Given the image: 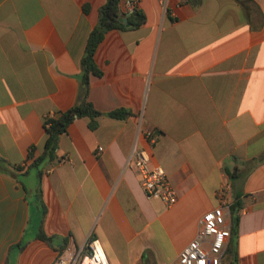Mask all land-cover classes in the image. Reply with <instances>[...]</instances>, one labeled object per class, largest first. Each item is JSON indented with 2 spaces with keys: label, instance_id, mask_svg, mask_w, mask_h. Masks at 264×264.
Returning a JSON list of instances; mask_svg holds the SVG:
<instances>
[{
  "label": "crops",
  "instance_id": "1",
  "mask_svg": "<svg viewBox=\"0 0 264 264\" xmlns=\"http://www.w3.org/2000/svg\"><path fill=\"white\" fill-rule=\"evenodd\" d=\"M129 1L145 22L97 46L96 127L76 118L38 175L28 154L43 151L44 119L81 101L105 0H0V264H51L91 237L110 264H179L218 204L230 229L220 264H264V161L252 162L264 154V0H120L122 11ZM119 108L129 115H107ZM134 149L164 168L174 205L145 195Z\"/></svg>",
  "mask_w": 264,
  "mask_h": 264
},
{
  "label": "built area",
  "instance_id": "2",
  "mask_svg": "<svg viewBox=\"0 0 264 264\" xmlns=\"http://www.w3.org/2000/svg\"><path fill=\"white\" fill-rule=\"evenodd\" d=\"M166 8L167 0H157ZM130 10L133 2H127ZM147 135H150L147 133ZM101 150V147L98 148ZM133 167L141 187L148 198L160 200L165 207H171L177 201V194L160 165H150V156L146 149H134ZM223 191L221 190V193ZM198 230L188 244L178 254L179 264H220L230 229L225 224V212L218 204L202 214L198 221ZM51 264H110L103 247L96 237L87 240L84 251L75 252L66 249Z\"/></svg>",
  "mask_w": 264,
  "mask_h": 264
},
{
  "label": "trees",
  "instance_id": "3",
  "mask_svg": "<svg viewBox=\"0 0 264 264\" xmlns=\"http://www.w3.org/2000/svg\"><path fill=\"white\" fill-rule=\"evenodd\" d=\"M126 18V23L119 21V17ZM145 22V15L141 10L134 8L131 11H122L120 8V0H105L103 5L100 6L98 11V19L96 25L89 32L86 44L84 47L83 55L80 59L81 68V84L83 87V97L81 101L77 102L70 108L62 111L53 116H47L44 119V128L46 132V138L43 151L40 155L34 157L32 150L29 152L28 157L32 159L31 167H33L37 174H41V169L45 164H52L56 160V148L59 135L66 131L68 126L79 117H88V126L90 129L96 127L95 118L101 115V112L97 111L92 104L86 99L89 80L91 76H100L101 70L95 63L94 54L97 46L104 38L107 31L111 29L125 30L129 28H137ZM129 111L123 108H119L107 113L109 117L116 119H124L129 115ZM264 161V154L256 158L254 163ZM0 164L6 165L5 160L0 158ZM232 177L236 176V170L230 173ZM241 209L240 201H233L229 205L231 214V232L235 233L239 222V212ZM38 238L51 241V237L46 236L42 232L38 234ZM23 243H19L17 247H22ZM62 253V252H61Z\"/></svg>",
  "mask_w": 264,
  "mask_h": 264
},
{
  "label": "water",
  "instance_id": "4",
  "mask_svg": "<svg viewBox=\"0 0 264 264\" xmlns=\"http://www.w3.org/2000/svg\"><path fill=\"white\" fill-rule=\"evenodd\" d=\"M119 21H121V22H123V23H126V18L123 17V16H120V17H119Z\"/></svg>",
  "mask_w": 264,
  "mask_h": 264
}]
</instances>
